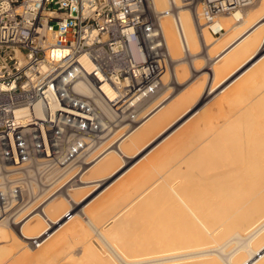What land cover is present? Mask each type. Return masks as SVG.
<instances>
[{
  "label": "bare ground",
  "instance_id": "6f19581e",
  "mask_svg": "<svg viewBox=\"0 0 264 264\" xmlns=\"http://www.w3.org/2000/svg\"><path fill=\"white\" fill-rule=\"evenodd\" d=\"M145 2L156 15V26L168 60H176L182 54L181 49L193 54L201 44L195 23L200 12L197 6L195 12L192 10L194 1L182 3L185 7L175 14L173 8L179 7L180 0ZM242 13L243 10H236L220 18L219 25L225 32H221L218 40L215 38V47H211L214 54H207V59L213 58L210 75L213 84L217 74L222 75L231 67H239L254 58L262 42L263 30L257 29L264 22L257 17L264 15V0L246 15ZM244 23L248 25L244 26L243 34L235 35L236 28ZM203 27V31L200 28L203 44L211 46L215 39H211ZM181 72L182 68L174 69L167 75L178 81ZM260 77L257 80L264 83V77ZM224 82L226 80L222 79L218 86ZM250 82L254 86V80ZM247 83L244 78L230 92L221 94L220 102L212 108L196 111L187 118L192 112L191 98L195 95L186 89L187 92L180 93L185 95L175 103H172L174 100L168 102L165 93L156 100L153 98L155 101L147 103L146 99L138 103L127 116L119 115V122L92 154L90 166L80 174L81 185L70 190L74 199L76 191L91 188L79 200L74 199H83L78 204L81 208L74 211L68 222L55 224L58 228L52 226L47 240L37 248L25 242L26 248H19L16 240H23L21 235L35 237L44 231L40 215L23 209L16 222H1L0 264H45L58 255L70 257L69 262L65 260L70 264H110V255L106 260L102 257L98 244L88 238L92 236L87 232L89 227L83 226V222L100 219L105 211L109 213L108 218L104 217L110 226H95L93 222L90 229L104 247H116V251L113 247L116 264H264V93L249 94L251 86ZM102 88L110 99L114 98L115 91L110 86L104 84ZM78 89L89 94L83 84H78ZM211 89L209 92L213 91ZM96 102L107 110L100 99ZM141 106L140 120L131 125L129 121L133 120L129 119ZM166 107L161 115L164 123L160 121L163 125L156 133L160 127V111ZM108 115L113 118L112 113ZM179 121L181 125L174 128ZM168 129L174 136L160 146L155 145L158 148L152 152L155 148L150 150L149 146L154 142L151 138L154 131L157 135ZM129 130L131 132L125 136ZM118 133L122 134L116 137ZM121 137L125 138L119 139ZM146 149L149 151L140 160H146L150 151L152 154L143 164L137 160L113 178L121 171L122 164L129 162L126 159L132 160ZM137 163L139 166L127 175ZM125 174L127 176L122 178ZM143 179H148V184ZM142 183L146 187L141 186ZM112 185L114 187L110 188ZM135 185H140L142 190ZM65 204L66 200L59 197L47 200L43 209L48 217L55 219L52 216L58 217L67 210ZM114 206L116 211L109 212ZM77 243L81 249L79 261L75 260L76 256L66 254V250L70 251Z\"/></svg>",
  "mask_w": 264,
  "mask_h": 264
},
{
  "label": "built area",
  "instance_id": "2783aa9c",
  "mask_svg": "<svg viewBox=\"0 0 264 264\" xmlns=\"http://www.w3.org/2000/svg\"><path fill=\"white\" fill-rule=\"evenodd\" d=\"M193 1L211 35L224 31L220 15L255 2ZM168 58L145 0H0V223L40 215L44 231L21 235L37 248L68 222L83 200L70 190L119 115L158 91ZM59 197L67 210L51 219L43 208Z\"/></svg>",
  "mask_w": 264,
  "mask_h": 264
},
{
  "label": "rangeland",
  "instance_id": "374dc122",
  "mask_svg": "<svg viewBox=\"0 0 264 264\" xmlns=\"http://www.w3.org/2000/svg\"><path fill=\"white\" fill-rule=\"evenodd\" d=\"M193 1V0H192ZM258 0H255V2L251 5V6H248V7H246V8H244L243 9V11H244V13H248V11H250L254 6H255V4H256V2H257ZM263 1V0H262ZM261 1V2H262ZM146 3V2H145ZM195 3V2H194ZM147 4V3H146ZM195 5V4H194ZM185 6L180 2L179 3V7H174L173 8V11L172 12H174V14H175V12H177L178 10H180L181 8H184ZM196 6H192V10L195 12V9L196 8H198V11L200 12V7L199 6H197L196 8H195ZM146 9H147V11H148V14H149V16H150V18L153 20V22L155 23V25H157V22H155V20H156V15H155V13L152 11V10H150L151 8H149V7H147V5H146ZM151 11V12H150ZM150 12V13H149ZM154 15V16H153ZM222 16H229V15H220L219 17H218V20L220 21V18H222ZM261 15H259L257 18H259L258 19V21H260V22H264V17H262V16H264V15H262L261 17H260ZM198 17H200L199 18V20H198ZM198 17H197V19L195 18V23H196V34H197V36L199 37V38H201L200 40V45H197L196 46V50H194L195 52L193 53V54H189V52H184V51H182V49L180 50V53H182L181 55L179 54V56H178V58L176 59V60H174V61H169L168 60V67H167V74H169V72L170 71H172L173 72V70L174 69H181L182 68V71L183 72H181L180 74H181V77H180V79L178 80V81H175V79H173V78H171V76L170 75H167L166 74V72H165V74L163 75V78H165V79H163L162 78V82H166V83H164V88L162 87L161 89L159 88L158 89V91L155 93V94H153V98H156V97H161V95L163 96L165 93L166 94H168L169 95V100L170 101H173L174 100V102H172V103H175V102H177L176 100L177 99H179L180 97H182L183 95H185V94H180V93H184L186 90H188V91H192V93L195 95H193L192 97L193 98H191V102L192 103H190V104H192L193 105V107H191L192 108V112H190L187 116H186V118L187 117H189L190 116V114H193L194 112H196V111H201V110H204L205 108V110H209L210 108H212V105L214 106L217 102H220V100H221V94L222 95H224V94H227L228 92H230V89L233 87H235V86H238V85H240L241 84V82L244 80V78L246 79V81L250 84V83H252V82H250V81H253L254 80V86H252L251 84H250V86L251 87H249V85H248V87H249V89L250 90H248L249 92V94H259L261 91H263V93H264V88L263 89H261L260 90V88H258V86L260 87L261 86V88L262 87H264L263 85H264V83H263V81H260V80H257V78H259L260 76L263 78L264 77V73H262V75H261V72H264V59H263V57H264V38L262 39V42H261V45H260V47L256 50V52H255V55H254V58H252V59H250L249 61H247L246 63H242L241 65H239V67H237V65L236 66H233V67H231L230 69H228L224 74H222V75H219V74H217L216 75V77H215V80H214V84L213 83H211L212 82V80H211V78H212V76H210V75H212L211 73H212V69H211V61L213 60V58H211V56L214 54V53H212V49L213 48H211L212 46H214L213 44H215L214 42H217V40H218V38H220V37H218L219 35H211L210 34V32H209V30H208V28H207V26H206V24H205V21H204V19L200 16V15H198ZM224 19H222L221 21H222V23L224 22L223 21ZM198 21H199V24L197 25V23H198ZM245 25H248L247 23H244V25L242 24V25H240L239 27H237L236 28V31H235V35L237 34H240V33H243V30H244V26ZM204 26V27H203ZM202 27L203 28H205L204 30L207 32V34H208V36H210L211 37V39H215V38H217V40L215 41H213V43L211 44V46L209 45V46H204V44H203V36H202V34H201V30H202ZM200 28H201V30H200ZM257 30H263L262 31V36H264V25H262L261 27H259ZM203 31V30H202ZM202 46V47H201ZM215 47V46H214ZM205 48V49H204ZM208 48V49H207ZM211 48V51L209 50ZM207 49V50H206ZM255 51V50H254ZM210 54L211 56L209 57V58H211V59H207V57L209 56V55H207V54ZM263 59V60H262ZM262 60V61H261ZM257 61H258V63H260V64H258L257 63ZM261 61V62H260ZM256 62V63H255ZM194 64V65H193ZM244 64H246L244 67H242V69L241 70H239L240 69V67L241 66H243ZM252 64V65H251ZM178 65V66H177ZM198 66V67H197ZM251 66H253L250 70H248V72H245V70H247L246 68L247 67H251ZM180 67V68H179ZM236 67L237 68H239V69H236ZM248 68V69H249ZM186 69V70H185ZM210 69V70H209ZM239 70V71H238ZM181 71V70H180ZM237 71V72H236ZM240 75V76H239ZM258 75V76H257ZM238 76V77H237ZM242 76V77H241ZM257 76V77H256ZM229 77V78H228ZM256 77V78H255ZM260 77V78H261ZM235 78H237L236 80H235ZM242 78V79H241ZM254 78V79H253ZM261 78V79H262ZM222 79H225L226 80V82H224L222 85H219L218 86V84L220 83V81L222 80ZM253 79V80H252ZM210 80V81H209ZM230 80V81H229ZM234 80V81H233ZM256 80V81H255ZM182 81V82H181ZM231 81H233L232 82V84L231 85H229L228 87H227V85H228V83L229 82H231ZM259 81H260V83H263V85H259L260 83H259ZM178 82H180V84L178 83ZM194 82V83H193ZM256 82V83H255ZM210 83H211V85H210ZM247 83V84H248ZM212 84L213 85H215V86H213L214 88L213 89H211V87L210 86H212ZM253 84V83H252ZM199 85V86H198ZM235 85V86H234ZM206 86H207V88H206ZM209 86V87H208ZM188 88V89H187ZM200 88V89H199ZM165 89V90H164ZM186 89V90H185ZM207 89V90H206ZM213 90V91H210L209 92V90ZM255 89V90H254ZM167 90V91H166ZM185 90V91H184ZM166 91V92H165ZM252 91V92H251ZM187 92V91H186ZM209 92V93H208ZM221 92V93H220ZM205 93V94H204ZM262 93V92H261ZM178 94V95H177ZM204 96V97H203ZM221 97V98H220ZM206 98V99H205ZM141 108H143V107H141ZM139 109L136 113H134L133 115H132V117H131V119H129V120H132V119H135V116L137 115V114H139L140 112H141V110L142 109ZM167 108L168 107H166V108H164L162 111H160V116H159V119H158V121H161V117L163 116V113L167 110ZM208 108V109H207ZM204 110V111H205ZM135 115V116H134ZM162 115V116H161ZM142 116V115H141ZM141 116H140V114L139 115H137L136 116V121H131V125H133V124H135V123H137L139 120H140V118H141ZM139 118V119H138ZM125 122H128V121H125ZM130 122V121H129ZM178 125H181V122H179V123H177L175 126H174V128L175 127H177ZM179 127V126H178ZM120 134H122V133H120ZM119 133L116 135V137L117 136H119L120 135ZM168 135V136H167ZM169 135H171V131H167V132H165L164 134H162V135H160L157 139H156V141L149 147V149L151 150V149H153L154 148V146L155 145H157V143L158 142H161V141H163L164 140V142H167L171 137H173V135H171V136H169ZM169 137V138H168ZM168 138V139H167ZM158 148V147H157ZM157 148H155L153 151H155ZM149 149H146L145 150V152L144 151H141V153L139 154V155H137V157H135V158H133L132 160L131 159H126V161L128 162V160H129V162L128 163H123L120 159H119V164H122L123 165V167H122V169H121V171L119 172V173H117L116 175H114V177L113 178H115V176H117L118 174H120L121 172H123L124 170H126L127 168H129L130 166H132L133 165V163L134 162H136L137 160H139L140 158H142L148 151H149ZM152 151V152H153ZM144 152V153H143ZM152 152L150 153V154H148V156L147 157H149L151 154H152ZM143 153V154H142ZM147 157H146V160H147ZM145 159H143V160H140V165L141 164H143L145 161H146ZM139 163H137L136 164V166H134V167H132V169H130V171H128V173H127V175L133 170V169H135L136 167H138L139 166ZM126 164V165H125ZM138 165V166H137ZM90 166V163L87 165V167L86 168H88ZM83 172V171H82ZM81 172V173H82ZM126 174L125 175H123L122 176V178L125 176H127ZM113 178L112 179H110L108 182H111L112 180H113ZM122 178H120V180L122 179ZM120 180H118V181H120ZM146 181L147 182V180L146 179H143V181ZM117 181V182H118ZM149 181V180H148ZM145 184V183H144ZM143 183L142 184H140L141 186L143 185V186H145L146 187V185H144ZM147 184H148V182H147ZM77 185H81L80 184V182H78L77 183ZM76 185V186H77ZM139 185V186H140ZM138 185H135V187H138V189H140V190H142V187H139ZM112 187H114L113 185L110 187V188H112ZM89 189H91V188H89V187H86V188H83V189H80L79 191H76L77 193H76V196L74 197V199H76V200H79L84 194H86L88 191H90ZM135 189V188H134ZM143 189H144V187H143ZM98 192H99V190H97ZM97 193V192H96ZM96 193H94V194H96ZM93 196V194L90 196V197H92ZM66 206H67V204H65ZM65 206V207H66ZM68 207V206H67ZM66 207V208H67ZM79 207V206H78ZM116 206H114L113 207V209H108L109 210V212H110V210H112L113 212L114 211H116L115 208ZM107 210V211H108ZM106 213V214H105ZM107 213L108 212H104V214L106 215H103L102 214V216H103V218H102V216H100V219H101V221H100V219L99 218H97V219H94L93 220V222L96 224L95 226H97V225H101L102 224V226H106V227H108V225L110 224H108L107 222H106V220H105V217L106 218H108V215H107ZM60 214H61V212H60ZM109 214V213H108ZM111 214V213H110ZM105 216V217H104ZM57 216L55 215L54 217L52 216V218H56ZM99 220V221H98ZM104 220V221H103ZM92 221L90 220V223H85V222H83V226L84 227H89V230L90 231H88L87 230V232L89 233V234H91L92 236H90L89 234V236H88V238H91L92 240H94V243H97L98 244V248H99V250L101 251V255H102V257L105 259V258H107V257H109V255H110V258H108V259H110L111 260V262H114L115 264H116V262L114 261V260H116V253H115V251H116V247L113 245V247L115 248V251H114V248L112 247V246H108L107 244H105V245H107V247H104L103 245L104 244H101L100 243V241H98L97 240V238H95V235H96V233H95V231L94 230H91L90 228H92L91 226L92 225H94V223L92 222ZM99 222H101V223H99ZM42 223H43V221H42ZM98 223V224H97ZM90 224V225H89ZM107 224V225H106ZM43 225V227L45 228V226H44V223L42 224ZM110 226V225H109ZM55 228H58V226H56ZM85 228V229H86ZM88 229V228H87ZM60 232H61V229L59 230ZM58 231V233H60ZM92 231V232H91ZM57 233V234H58ZM93 233V234H92ZM94 236V237H93ZM18 240V239H17ZM16 240V242H19L18 243V245H19V248H22V249H25L26 248V245H25V243H23L24 241L23 240H18L17 241ZM95 240H97V241H95ZM22 241V242H21ZM96 244V245H97ZM104 248H103V247ZM110 247V248H109ZM112 247V248H111ZM72 249V251L70 250V251H67L66 250V254L68 255L69 254V256L70 255H74V256H76L75 257V260H78L79 261V255H80V253H81V249H80V244L79 243H77L76 244V246L74 245V246H72L71 247ZM103 248V249H102ZM105 251H107L106 253H105ZM68 252V253H67ZM109 252V253H108ZM71 253V254H70ZM111 253V254H110ZM65 254V253H64ZM107 254V255H106ZM66 255V256H67ZM62 255H58V256H55V257H53L52 259H50V262L48 261V262H46L45 264H48V263H50V264H67L68 262H69V260H67V258H68V256H67V258H65V257H61ZM105 256V257H104ZM78 257V258H77ZM65 258V259H64ZM70 258V257H69ZM68 258V259H69ZM113 258V259H112ZM61 259V260H60ZM65 260H67L68 262H66ZM106 260V259H105ZM113 260V261H112ZM59 261H61V262H59ZM81 261V260H80ZM110 262V264H114V263H111ZM68 264H70V263H68Z\"/></svg>",
  "mask_w": 264,
  "mask_h": 264
},
{
  "label": "crops",
  "instance_id": "0c3cea01",
  "mask_svg": "<svg viewBox=\"0 0 264 264\" xmlns=\"http://www.w3.org/2000/svg\"><path fill=\"white\" fill-rule=\"evenodd\" d=\"M260 3H261V0H258V1L256 2L255 6H254L250 11H248V12H251L254 8H257V7L260 5ZM242 14H243V16H244V15H246L247 13H242ZM226 18H227V17H226ZM261 26H262V25H261ZM224 32H225V31H224ZM242 34H243V33H241V35H242ZM241 35H240V36H241ZM263 38H264V37H263ZM260 45H261V44H260ZM259 47H260V46H259ZM263 59H264V57H263ZM263 59H262V60H263ZM262 60H261V61H262ZM261 61H260V62H261ZM246 64H247V63H246ZM246 64H244L242 67H244ZM258 64H260V63H258ZM242 67H241L239 70H241ZM252 67H253V66H252ZM252 67H250V68L247 67V68H246L247 70H245V72H248V70H250ZM248 68H249V69H248ZM239 70H238V71H239ZM236 72H237V71H236ZM162 87H163V86H161V88H162ZM161 88H160V89H161ZM167 96H168V97H167V100H168V102H169V99H170V98H169V95H167ZM154 99L156 100V98H154ZM154 99H153V95H152L150 98H148V100H147L146 102H147V103H148L149 101L151 102V100L153 101ZM157 99H158V98H157ZM155 100H154V101H155ZM145 104H146V103H145ZM145 104L142 105V106L144 107ZM142 106H141V107H142ZM139 109H140V108H139ZM139 109H138V110H139ZM141 109H142V108H141ZM132 120H133V121H136V120H134V119H132ZM162 121H163V120H162V118H161V122H162ZM161 122L159 121V123H160V127L158 128V130L156 131V133H159V132H160L159 130L161 129V127H162L164 121H163V123H161ZM179 122H181V121H179ZM179 122H178V123H179ZM129 123L131 124V122H129ZM157 124H158V123H157ZM161 124H162V125H161ZM173 129H174V128H173ZM130 130H131V129H130ZM130 130L128 131V133L125 134V136H126L127 134L129 135V133L131 132ZM167 131H171V129H168ZM167 131H164V132H167ZM176 132H177V131H176ZM156 133H155V131H154V133L152 134V137H151L152 140H154V142H155L156 139L159 137V135L164 134V133H160V134H157V135H156ZM172 133H173V132L171 131V134H172ZM172 135L174 136V134H172ZM122 138H125V137H121V138H119V139H122ZM117 140H118V139H117ZM154 142H153V143H154ZM142 143H143V142H142ZM142 143H140V144H142ZM153 143H151L150 146H151ZM164 143H165L164 141H161V143H157V146H158V145L160 146L161 144H164ZM142 145H143V144H142ZM150 146H149V147H150ZM154 148H155V147H154ZM154 148H153V149H154ZM156 148H157V147H156ZM152 151H153V150H152ZM150 153H151V151H150ZM139 160H140V159H139ZM139 160H138V162H139Z\"/></svg>",
  "mask_w": 264,
  "mask_h": 264
}]
</instances>
